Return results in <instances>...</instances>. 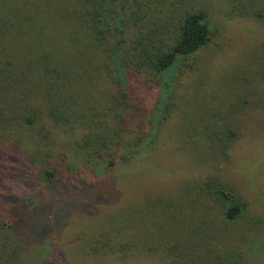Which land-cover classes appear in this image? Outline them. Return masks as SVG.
Listing matches in <instances>:
<instances>
[{"label": "rangeland", "instance_id": "374dc122", "mask_svg": "<svg viewBox=\"0 0 264 264\" xmlns=\"http://www.w3.org/2000/svg\"><path fill=\"white\" fill-rule=\"evenodd\" d=\"M157 1L151 27L201 10L213 35L172 68L170 96L129 69L124 110L120 86L97 64L59 66L61 74L47 66L55 47L68 57L66 34L51 29L54 0L34 1V23L0 37V264H200L203 256L264 264V17L234 16L232 0ZM240 96L246 115L230 111ZM211 124L238 131L215 156L205 140ZM115 128L126 135L102 152ZM135 137L156 141L126 162ZM108 153L116 164L95 174L90 163H108ZM207 183L240 199L236 219L225 218ZM127 217L128 250L92 248V236Z\"/></svg>", "mask_w": 264, "mask_h": 264}, {"label": "trees", "instance_id": "16d2710c", "mask_svg": "<svg viewBox=\"0 0 264 264\" xmlns=\"http://www.w3.org/2000/svg\"><path fill=\"white\" fill-rule=\"evenodd\" d=\"M34 1L0 0V37L5 38L6 34L11 30H15L21 23L28 21L29 26L34 23L32 20L33 15H36L41 7V4ZM54 1L55 4L50 15L51 29H58L66 34L67 42L64 46H68L66 51L68 57L65 56L62 49L59 50L55 47L50 53L55 61L47 58V66L56 67V73L61 74L60 69H58L59 66V68H71L75 65H85L82 68L91 72L98 65V68H103L107 72L112 84L120 86L119 105L122 110L128 107L129 95L126 92V85L129 69L145 73L146 76L155 81L156 85H162L165 96H170L173 94L172 86L177 79L176 75L171 73L172 68L181 58H187L207 46L213 35L206 15L201 10L186 12L179 18L173 17L174 19L168 22L166 26L160 25V28H155L153 27L156 25L155 23L151 27L149 20L153 17V11L159 4L157 0ZM232 1L234 16L249 18L252 14L258 18L264 17V0ZM166 19L167 17L162 19L161 22H165ZM71 63L75 64L71 65ZM68 68L66 69L68 70ZM68 73L65 72L64 76H71ZM53 85V81L50 80L49 88L55 90ZM230 103L232 104L230 111L246 115L245 110L249 105L247 97L240 96V99ZM164 109L165 112L168 111L166 103ZM159 119V122L157 120L158 123L150 131L153 136L157 135V127L161 126L165 115L162 114ZM205 129L207 131L205 140L208 144V151L209 154L214 156L218 152H225L238 136L235 126L225 128L220 133L215 130L213 124L207 125ZM119 135L124 136L126 134L120 128L111 129L110 132H107L103 136V141H101L103 146L100 147V150L109 152L116 149L115 146L119 144L117 143ZM134 139L136 142L134 143L133 152L128 153L130 157H126V162L132 161L137 156L142 155L143 152L148 151V146L156 141L155 138H151L149 142H143L138 137ZM82 145L80 144V149H83ZM154 148H158V145ZM92 151L90 148L85 155H90ZM108 155L112 157L108 158V163L104 161L98 164L90 163L95 174L104 173L109 166L113 167L116 164L114 154L111 156L108 153ZM202 161L208 163L209 159L202 157L199 162ZM50 176L48 174L47 177ZM206 185L209 193L220 204L221 207L218 208L223 212L225 218L229 220L236 219L242 210L240 199L233 195L231 190L225 191L214 187L210 183ZM131 221L127 217L124 221L125 224L120 221L112 223L106 228V231L102 230L99 234L92 236V248L94 250L104 248L107 252H115L120 247L128 250L130 244H127L126 248L123 243L135 242V239L129 238L130 235H128L132 231H126L127 226L132 227ZM135 247H138L137 244H135ZM199 260L200 264H209L210 257L203 256Z\"/></svg>", "mask_w": 264, "mask_h": 264}]
</instances>
